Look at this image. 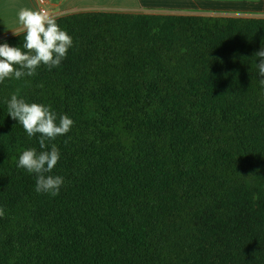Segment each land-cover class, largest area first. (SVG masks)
<instances>
[{"label":"trees","instance_id":"16d2710c","mask_svg":"<svg viewBox=\"0 0 264 264\" xmlns=\"http://www.w3.org/2000/svg\"><path fill=\"white\" fill-rule=\"evenodd\" d=\"M56 19L61 64L0 82V264H264V16ZM18 88L74 122L46 142L54 197L18 167L41 151L8 115Z\"/></svg>","mask_w":264,"mask_h":264},{"label":"clouds","instance_id":"9594fccd","mask_svg":"<svg viewBox=\"0 0 264 264\" xmlns=\"http://www.w3.org/2000/svg\"><path fill=\"white\" fill-rule=\"evenodd\" d=\"M17 16L18 28L12 32L16 36L23 34V46L0 44V82L7 78L20 80L25 75L31 77L41 64L49 70L58 67L73 45V38L60 28L55 14L49 8L22 7ZM254 56L261 58L257 68L262 78L260 82L264 84V47ZM20 91L18 88L7 102L8 115L22 125L29 137L40 134L41 151L31 148L24 150L19 156L18 167L36 175L37 193H48L54 197L59 194L64 178L51 174L60 160V152L55 144L46 150V142L68 133L74 122L67 115H60L57 123V113L50 106L28 103L20 98ZM2 216L4 210L0 208Z\"/></svg>","mask_w":264,"mask_h":264},{"label":"crops","instance_id":"0c3cea01","mask_svg":"<svg viewBox=\"0 0 264 264\" xmlns=\"http://www.w3.org/2000/svg\"><path fill=\"white\" fill-rule=\"evenodd\" d=\"M108 0H45L41 5L38 0H0V40H4L13 36L12 30L18 28L17 13L20 8L28 7L37 9L39 7H47L52 11L56 18L66 15L78 13L79 8H84L91 3H98ZM233 1L235 4H232ZM87 4V5H86ZM95 5V4H94ZM101 5V4H100ZM247 8H244L246 7ZM115 8L97 9V10H116L117 12H161V13H197L206 15H229V16H246L244 12L253 14H264V7L261 2L256 0H124ZM88 10H94L89 7ZM239 10L235 13L230 10ZM94 10V11H97ZM87 11V10H86ZM212 12L213 14H210ZM214 12H222L214 14ZM264 16V15H255Z\"/></svg>","mask_w":264,"mask_h":264},{"label":"rangeland","instance_id":"374dc122","mask_svg":"<svg viewBox=\"0 0 264 264\" xmlns=\"http://www.w3.org/2000/svg\"><path fill=\"white\" fill-rule=\"evenodd\" d=\"M57 1H60V0H57ZM122 1L124 0H108V2L106 1H101V2H98V3H91V4H86L87 6H83L84 8H79V11L82 12V11H86L88 9H90L89 7H94V10H97V9H109V8H115L113 6H116L119 5V3H121ZM256 2H261L262 3V6L264 7V0H256ZM232 4H235L233 1H231ZM95 4V5H94ZM101 4V5H100ZM244 8H247L244 7ZM230 11H233L235 13H239L240 11L239 10H235V9H231ZM217 13H222V12H214V14H217ZM210 14H213L212 12H210ZM243 14H248V15H251V16H255V15H264L263 13H259V14H253L251 12H244Z\"/></svg>","mask_w":264,"mask_h":264},{"label":"built area","instance_id":"2783aa9c","mask_svg":"<svg viewBox=\"0 0 264 264\" xmlns=\"http://www.w3.org/2000/svg\"><path fill=\"white\" fill-rule=\"evenodd\" d=\"M39 1V3L41 4V5H43L44 3H45V0H43V3H41V0H38Z\"/></svg>","mask_w":264,"mask_h":264}]
</instances>
